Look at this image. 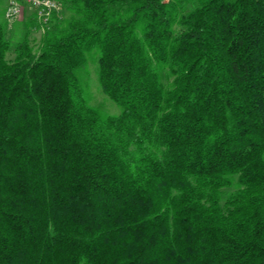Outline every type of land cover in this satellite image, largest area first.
I'll return each mask as SVG.
<instances>
[{
	"label": "trees",
	"instance_id": "obj_1",
	"mask_svg": "<svg viewBox=\"0 0 264 264\" xmlns=\"http://www.w3.org/2000/svg\"><path fill=\"white\" fill-rule=\"evenodd\" d=\"M55 1L0 0V264H264V0Z\"/></svg>",
	"mask_w": 264,
	"mask_h": 264
},
{
	"label": "rangeland",
	"instance_id": "obj_2",
	"mask_svg": "<svg viewBox=\"0 0 264 264\" xmlns=\"http://www.w3.org/2000/svg\"><path fill=\"white\" fill-rule=\"evenodd\" d=\"M15 0H3L2 8L3 11L6 13L9 5L11 2ZM19 6L22 8V15L19 17L14 23H17L23 19V16L25 15L26 11L28 9H31L30 6L23 3L22 1H17ZM41 37V32L33 34V38L39 41ZM89 91H90V104L93 106L97 111H99L103 115H118L120 113L119 106L111 101L108 97H106L100 90L96 75L93 72L89 81Z\"/></svg>",
	"mask_w": 264,
	"mask_h": 264
},
{
	"label": "built area",
	"instance_id": "obj_3",
	"mask_svg": "<svg viewBox=\"0 0 264 264\" xmlns=\"http://www.w3.org/2000/svg\"><path fill=\"white\" fill-rule=\"evenodd\" d=\"M17 1H22L37 11L38 18L44 22L49 20L53 12L60 9L55 0H15L11 2L5 13V17L10 23H14L22 15V8Z\"/></svg>",
	"mask_w": 264,
	"mask_h": 264
}]
</instances>
